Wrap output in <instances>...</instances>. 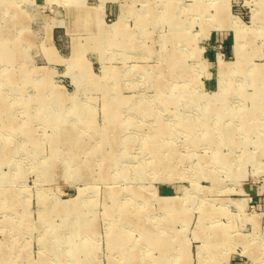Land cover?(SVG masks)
<instances>
[{
    "label": "rangeland",
    "instance_id": "374dc122",
    "mask_svg": "<svg viewBox=\"0 0 264 264\" xmlns=\"http://www.w3.org/2000/svg\"><path fill=\"white\" fill-rule=\"evenodd\" d=\"M263 85L264 0H0V264H264Z\"/></svg>",
    "mask_w": 264,
    "mask_h": 264
},
{
    "label": "bare ground",
    "instance_id": "6f19581e",
    "mask_svg": "<svg viewBox=\"0 0 264 264\" xmlns=\"http://www.w3.org/2000/svg\"><path fill=\"white\" fill-rule=\"evenodd\" d=\"M152 16H154V15H152ZM151 16V17H152ZM150 18V17H149ZM4 20V19H3ZM18 20V19H17ZM148 20V19H147ZM149 21V20H148ZM163 22V21H162ZM119 23V22H118ZM145 23V22H144ZM7 24V23H6ZM143 26V25H142ZM5 27L6 26H4V29H5ZM114 29L117 27V25L116 24H114L113 26H112ZM112 28V29H113ZM117 29V28H116ZM7 30V29H6ZM107 30V29H106ZM115 31V30H114ZM22 33V32H21ZM20 33V34H21ZM111 33V32H110ZM175 33V32H174ZM113 34V33H112ZM127 34V33H126ZM179 35V34H178ZM110 36V35H109ZM121 37V36H120ZM119 37V38H120ZM122 37H123V34H122ZM128 37V36H127ZM126 37V38H127ZM103 38V37H102ZM184 38V37H183ZM116 39V38H115ZM2 40V39H1ZM6 40V39H5ZM8 40V39H7ZM13 40V39H12ZM110 40V39H109ZM10 41V40H9ZM105 41V40H104ZM108 41V40H107ZM121 41V40H120ZM109 42V41H108ZM111 42V41H110ZM7 43V42H6ZM119 43V42H118ZM15 44V43H14ZM123 45V44H122ZM14 46V45H13ZM21 46V45H20ZM124 47V46H123ZM237 47V46H236ZM9 48V47H8ZM3 49H4V47H3ZM10 49H12V48H10ZM5 50V49H4ZM9 50V49H8ZM178 50H180V49H178ZM11 51V50H10ZM12 52V51H11ZM9 53V52H8ZM81 53V52H80ZM7 54V53H6ZM14 55V54H13ZM25 55V54H24ZM75 55V54H74ZM12 56V55H11ZM26 56V55H25ZM4 58H5V56H4ZM8 58H10V57H8ZM6 60V59H5ZM11 61V60H10ZM13 62V61H12ZM12 62H10V63H12ZM238 62H239V60H236L234 63L237 65L238 64ZM235 65V66H236ZM234 66V65H233ZM234 67H232L231 69H233ZM260 69V68H259ZM257 70H258V68H257ZM254 74V73H253ZM256 77H257V75H256ZM254 78V77H253ZM254 81V80H253ZM258 81V80H257ZM254 84V83H253ZM264 86V85H263ZM263 86H262V88H263ZM34 88V87H33ZM261 88V87H260ZM27 89V88H26ZM33 93V92H32ZM264 93V92H263ZM262 93V94H263ZM257 97H259V96H257ZM132 98V97H131ZM255 98V97H254ZM43 99V98H42ZM209 101V100H208ZM44 102V101H43ZM120 102H122L121 100H119V102L118 103H120ZM123 103V102H122ZM127 104H131V103H129V102H127ZM252 104V103H251ZM132 106H134V107H142L143 109V111H144V113H146L147 111H148V107L144 104V103H140V104H138V105H135L134 103L132 104ZM146 108H145V107ZM213 108V107H212ZM134 110L135 111H137L138 110V108L137 109H135L134 108ZM133 110V111H134ZM209 110V109H208ZM213 110V109H212ZM211 110V111H212ZM260 110V109H259ZM217 112H219V111H217ZM264 113V112H263ZM264 115V114H263ZM219 117V116H218ZM241 117V116H240ZM257 117V116H256ZM182 124V123H181ZM76 125V124H75ZM132 126H134V125H132ZM131 126V127H132ZM251 126V125H250ZM142 128V127H141ZM166 128H167V126H166V124H163L162 123V125H157V126H154V131H153V133L151 132L150 134H149V136H163V137H165V138H167L166 136H167V134L168 133H166V132H163V131H165L166 130ZM244 128V127H243ZM249 128V127H248ZM190 130H192V129H190ZM246 134V133H245ZM106 135V134H105ZM225 135H226V137H229V136H231V133H225ZM262 135H263V133H262ZM258 137H262L261 135H258ZM257 139V138H256ZM144 140V139H143ZM146 140V139H145ZM159 141V140H158ZM253 143L254 144H256V146H255V148H258V147H261V145H264V140H260V139H257V140H254L253 141ZM251 144V143H250ZM249 152V151H248ZM250 153V152H249ZM108 155V154H107ZM106 155V156H107ZM216 157V156H215ZM252 157H253V155H252ZM217 158V157H216ZM222 158V157H221ZM247 158V157H246ZM250 158V157H249ZM249 158H247V159H249ZM22 160V159H21ZM24 160V159H23ZM25 161V160H24ZM230 161V160H229ZM224 162V161H223ZM141 167V166H140ZM166 167V164H165V162H164V164H163V168H165ZM137 175V174H136ZM141 175H143V174H141ZM139 177V176H138ZM121 179H122V177H121ZM139 179V178H138ZM123 180V179H122ZM126 181V180H125ZM82 216V215H81ZM80 220V219H79ZM85 220V219H84ZM85 222V221H84ZM74 224V223H73ZM82 224V223H81ZM71 225V224H70ZM55 232V231H54ZM151 242V241H150ZM131 262V261H130ZM161 263V262H160ZM62 264V263H61Z\"/></svg>",
    "mask_w": 264,
    "mask_h": 264
}]
</instances>
